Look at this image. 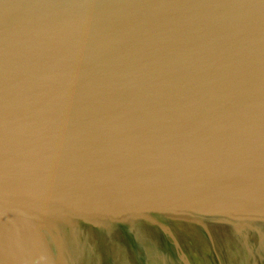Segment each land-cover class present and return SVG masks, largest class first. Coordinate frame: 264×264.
Masks as SVG:
<instances>
[{"label":"water","instance_id":"water-1","mask_svg":"<svg viewBox=\"0 0 264 264\" xmlns=\"http://www.w3.org/2000/svg\"><path fill=\"white\" fill-rule=\"evenodd\" d=\"M0 264H264V0H0Z\"/></svg>","mask_w":264,"mask_h":264}]
</instances>
